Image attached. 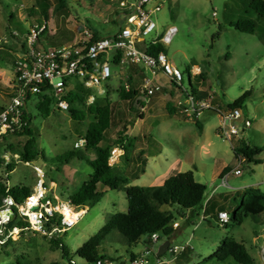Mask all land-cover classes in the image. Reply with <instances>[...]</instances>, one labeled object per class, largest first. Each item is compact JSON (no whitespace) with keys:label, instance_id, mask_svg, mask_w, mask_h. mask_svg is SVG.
Masks as SVG:
<instances>
[{"label":"rangeland","instance_id":"374dc122","mask_svg":"<svg viewBox=\"0 0 264 264\" xmlns=\"http://www.w3.org/2000/svg\"><path fill=\"white\" fill-rule=\"evenodd\" d=\"M117 1L68 0L67 14L56 15L53 8L57 0H0V108L8 101L11 91L14 56L23 44L28 27L44 19L40 13L44 2L48 28L41 35L39 45L59 46L72 42L85 27L100 36L116 32L119 26L125 25L124 17L117 18L120 12L115 7ZM249 1L163 0L155 14L160 35L169 26H177L178 32L165 50L183 71L184 87L188 88L185 68L194 66L198 73L194 76L190 72L193 89L199 91L200 97L211 95L213 104L222 109L244 92L249 93L240 109L250 118L251 126L242 130V123L236 122L240 127L237 138L228 141L218 136L219 118L213 110H204L197 119H188L172 100L160 93L154 95L162 96L160 104L152 105L151 98L150 103H144V109L138 105V101L145 100L142 95L129 101L121 99L118 91L125 70L118 65L110 63L111 77L98 86L87 88L85 104L90 100V93L94 103H108L111 108L112 122L99 146L112 145L119 131L124 132L121 138L125 146L129 139L135 138L125 154L116 148L109 158L116 175L127 179L125 186L159 185L172 174L191 170L194 179L206 185L205 196L219 184L212 201L214 207L222 204L230 217L233 213H241L244 190L264 191V17H259L247 6ZM240 18L255 21L254 33L241 32L227 24ZM71 83L79 86L82 79L72 78ZM137 84L134 81L133 86ZM36 101L37 97L30 95L26 106L30 126L37 135V158L27 164L17 161L27 135L0 136V180L8 186L22 184L34 193L38 178L35 167H38L44 175L47 196L64 202L88 178L92 168L83 159L73 157L64 162L56 156L76 147L75 143L83 138L94 115L87 113L83 120H74L68 110L52 106L50 114L43 118L35 109ZM167 103L172 110L166 107ZM240 138L261 146L262 151L257 155L260 162L245 160L241 173L229 174V186H221L219 169L234 167L236 155L231 145L237 146ZM140 151L143 153L140 157L146 159L144 164L136 159ZM85 153L88 158L95 156L91 149ZM11 164L14 168L8 171ZM98 190L102 192L98 202L87 206L75 224L59 233L61 247L54 248L49 239L26 229L18 233L3 232L0 264H88L77 254L78 248L104 225L107 216L127 209L123 188L110 189L99 184ZM77 209L79 207H74V211ZM160 209L170 211L179 227L172 228L166 236L161 235L158 243L152 246L156 248L172 238V244L185 247L175 259L171 253L164 252L160 256L164 264H238L230 256L224 260L215 257L221 241L226 238L243 244L253 264H264V205L260 213L242 217L240 222L231 219L225 226L216 220V210L205 215L199 212L186 220L176 205H162ZM146 246L151 244L147 242V235H143L131 245L119 240L105 241L99 250L117 262L127 263L131 252L141 251Z\"/></svg>","mask_w":264,"mask_h":264},{"label":"built area","instance_id":"2783aa9c","mask_svg":"<svg viewBox=\"0 0 264 264\" xmlns=\"http://www.w3.org/2000/svg\"><path fill=\"white\" fill-rule=\"evenodd\" d=\"M115 7L117 11H120L119 14L116 13L117 18L124 17L125 25L119 26L114 33L94 40H91L92 31L85 27L70 43L59 46H41L39 45L40 37L47 30L48 23L33 22L28 27L23 44L14 56V78L8 101L0 108V134L20 126L23 111L27 109L26 100L30 95H35L37 101L40 96H50L53 106L59 110H68L67 94L77 87L72 85L71 79L81 78V84L85 88L98 86L102 81L111 77L110 63L121 68L130 63L141 66L149 72V75L141 77L140 82L134 88L131 76L125 74L123 79L122 87L125 92L133 91L132 96L135 99L139 95L145 98L144 102L138 101L141 109L145 108L144 103H150L151 98L160 93L163 97L172 100L188 119H197L204 110L215 111L219 118L217 134L228 141L239 133L240 127L236 122L242 123V130L251 126L250 118L243 114L240 107L222 109L218 104H213L211 95L200 97L192 94L188 88L183 86V71L169 60L164 51L156 54L146 51L152 44L160 43L165 47L178 32L176 26H169L160 37L155 33L157 28L155 14L161 8L160 2L118 0ZM197 73H193L194 76ZM187 80L191 84L190 74H187ZM88 97L90 98L88 104H90L94 98L91 94ZM84 143L85 140L80 138L75 145L82 146ZM231 146L236 155V163L232 169L223 170L219 177L220 185L226 187L229 186L228 175H239L245 161L241 153L235 152L236 146ZM19 160L21 159L18 158L17 161ZM35 171L38 178L34 193L16 205L10 197L2 200L0 236L5 232L6 224L16 215L26 222V226H13L7 231L8 233L12 231L18 233L24 228L40 238L49 240L57 238L59 233L76 223L77 218L72 217L70 221L65 218V211L70 208L74 210L69 200L62 202L48 198L44 175L38 167H35ZM204 204L205 202L202 204L203 207ZM12 206L16 208L15 215H13ZM200 212L204 215L203 210ZM217 221L224 226L229 223L230 216L226 211H218ZM178 226L177 221L172 223L173 228ZM161 235L164 234L160 231L147 235V242L151 246H146L138 253L129 256L127 263L117 262L112 257H104L98 258L94 264H164V260L160 259L161 255L156 256L158 247L152 246L158 243ZM168 241L165 252L171 253L172 259H175L185 247L172 244V238Z\"/></svg>","mask_w":264,"mask_h":264},{"label":"trees","instance_id":"16d2710c","mask_svg":"<svg viewBox=\"0 0 264 264\" xmlns=\"http://www.w3.org/2000/svg\"><path fill=\"white\" fill-rule=\"evenodd\" d=\"M68 0H57L53 8V13L56 15L60 13L67 14ZM41 10V15L44 19L39 22H47V4L44 2ZM247 6L251 8L259 17H264V0H250ZM227 24L241 32L254 33L256 23L251 18H240L230 20ZM91 40L97 39L100 35L92 30ZM146 51L150 54H156L159 51H164V47L160 44L150 45ZM186 74L188 69L185 68ZM134 88V86H133ZM188 89L194 95H199L198 91L193 89L192 85L188 83ZM88 89L82 84L72 89L67 94L69 103V113L74 120H83L86 114L94 115V119L90 121L85 130L83 139L85 143L83 149L79 146L65 151L64 153L56 156L57 160L64 162L69 161L70 158L76 157L85 160L92 168V172L88 178L85 179L80 187L71 195H69V202L73 207H79L77 211L84 210L87 206H92L98 202L102 196V192L98 190V185L110 189L123 188L125 190L127 199V209L125 212H115L107 216L104 225L93 235H91L77 250V254L83 258L88 264H94L98 258L109 257L107 254L99 250V247L105 241H124L128 245L135 244L143 235H149L153 232L160 231L164 235L172 232V223L175 222L174 216L170 211L161 210L162 205H176L180 209V214L187 215L186 220L198 215L203 210L204 215L210 210L209 198L205 201L206 185L194 179L191 170L177 172L166 177L159 185L140 186L129 185L125 186L127 182L125 177L116 175L115 166L109 164V158L113 149L119 148L125 154L127 147H132L133 139L128 140L127 146L123 145L121 136L124 132L119 131V137L112 145L100 147L106 130L110 127L112 122L111 108L108 103L99 105L97 103L85 104L86 93ZM119 97L123 100L129 101L132 99L133 91L125 92L121 86ZM90 93H88L89 95ZM249 93L244 92L241 96L227 104V107H241ZM35 109L39 112L41 117H47L53 106V100L50 96L43 95L34 104ZM166 107L172 110L171 105L167 103ZM8 133L18 135H27L26 141L21 146L20 155L21 161L30 162L37 158V135L30 126V114L28 109L25 108L21 118V124L12 130H6L0 136L4 137ZM125 139V138H124ZM121 144V145H120ZM120 145V146H119ZM94 150L95 156L88 158L85 151ZM262 151L261 146L251 144L246 139H241L235 148L236 153H241L246 162L258 163L260 159L257 155ZM143 153L140 151L139 156L136 158L141 163H146V159L141 158ZM14 168V164L8 165V171ZM228 168L225 167L224 170ZM136 174L133 176L135 177ZM32 194L31 190L22 185L8 186L0 180V206L4 198H12L14 204L21 203L24 199ZM48 197V196H47ZM212 197V196H211ZM241 213H233L230 217L235 222H240L242 217L247 215H256L262 211L264 205V191L259 189L244 190L241 196ZM49 198V197H48ZM205 202L204 207L202 206ZM13 215L16 213L15 206H12ZM216 212V220H217ZM227 225V224H226ZM25 227L26 222L22 221L18 215L14 216L7 224L5 232L11 227ZM225 226V225H224ZM24 230V228L22 229ZM21 230V231H22ZM29 231V230H28ZM119 234L122 238L117 237ZM1 237V236H0ZM54 248L61 247L59 238L50 239ZM134 255L133 252L130 256ZM232 257L238 264H253V259L247 252L243 244L236 242L233 239H223L220 243L218 250L215 252V257L218 260H224L227 257Z\"/></svg>","mask_w":264,"mask_h":264},{"label":"crops","instance_id":"0c3cea01","mask_svg":"<svg viewBox=\"0 0 264 264\" xmlns=\"http://www.w3.org/2000/svg\"><path fill=\"white\" fill-rule=\"evenodd\" d=\"M153 2H160V4H161V6H162V3H163V0H153ZM156 19V18H155ZM172 26H176V25H172ZM177 27V26H176ZM155 33H157L158 35H159V37L161 36L159 33H160V30H159V25L157 24V28H156V31H155ZM152 36V35H151ZM164 52L166 53V50H165V47H164ZM166 55L168 56V58H169V60L174 64V65H176L175 64V62H174V60H173V58H172V56H170V55H168L167 53H166ZM120 67V66H119ZM121 68V67H120ZM187 69H188V74H190V72L192 71L193 73H197L196 71H198V68H196V67H194L193 66V68H190L189 69V67H186ZM125 71H124V75L125 74H127V75H129V76H131V79H132V82L134 83V81L137 83H139L140 82V80H141V77L142 76H144V75H149V72L146 70V69H144V68H142L141 66H138V65H134V64H127L124 68H123ZM161 79H163L162 77H161ZM138 85V84H137ZM136 85V86H137ZM136 86H134V87H136ZM198 93H199V91H198ZM134 98V96H132V99ZM153 99V103H152V105H155V104H160V102H161V99H162V96L161 95H156V96H154V97H152ZM222 170H224V168H223V166L222 167H220V169H219V172H218V177H220L219 176V174H220V172L222 171ZM163 178V177H162ZM163 182V181H162ZM51 183L52 184H54V182L53 181H51ZM219 184H217V185H215L214 186V188H213V190H211V192H210V194L208 195V196H205V201L209 198V202H210V210H209V212L210 211H213V210H216V212H218V211H226L224 208H223V205L222 204H218V205H216L215 207H214V203H213V197H214V195H213V193H216L215 192V189L217 188V186H218ZM213 195V196H212ZM212 196V197H211ZM83 211V210H82ZM179 227V226H178ZM140 250H138V251H136V252H133L134 254L135 253H138Z\"/></svg>","mask_w":264,"mask_h":264},{"label":"bare ground","instance_id":"6f19581e","mask_svg":"<svg viewBox=\"0 0 264 264\" xmlns=\"http://www.w3.org/2000/svg\"><path fill=\"white\" fill-rule=\"evenodd\" d=\"M90 99V98H89ZM83 211H74L72 208H70L68 211H65V218L67 220H72L73 218H78L79 215L82 213ZM73 217V218H72Z\"/></svg>","mask_w":264,"mask_h":264},{"label":"water","instance_id":"95a60500","mask_svg":"<svg viewBox=\"0 0 264 264\" xmlns=\"http://www.w3.org/2000/svg\"><path fill=\"white\" fill-rule=\"evenodd\" d=\"M168 243L169 241L165 240L158 246L157 251H156V256L162 255L165 252L168 246Z\"/></svg>","mask_w":264,"mask_h":264}]
</instances>
